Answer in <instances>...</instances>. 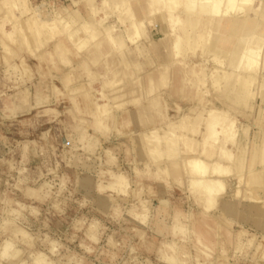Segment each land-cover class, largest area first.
I'll list each match as a JSON object with an SVG mask.
<instances>
[{
    "label": "rangeland",
    "instance_id": "obj_1",
    "mask_svg": "<svg viewBox=\"0 0 264 264\" xmlns=\"http://www.w3.org/2000/svg\"><path fill=\"white\" fill-rule=\"evenodd\" d=\"M153 1L28 0L25 14L0 9V226L24 242L27 264H156L154 252L161 264H264V187L248 188V172L220 159L225 126L213 140L204 124L212 108L226 114L237 134L224 147L235 155L264 105L263 79L256 77L246 105L232 103L225 82L209 78L231 67H218L200 48L181 62L169 56L176 26ZM191 4L200 0H182L179 8ZM59 17L69 24L54 23ZM80 38L88 42L79 46ZM186 112L192 126L175 154L163 158L144 145L142 133ZM96 126L111 130L104 151L69 186L62 161L96 150ZM193 157L222 162L225 188L213 194V184L192 183L186 160Z\"/></svg>",
    "mask_w": 264,
    "mask_h": 264
},
{
    "label": "bare ground",
    "instance_id": "obj_2",
    "mask_svg": "<svg viewBox=\"0 0 264 264\" xmlns=\"http://www.w3.org/2000/svg\"><path fill=\"white\" fill-rule=\"evenodd\" d=\"M27 1L28 0H0V9L5 10L7 13L18 11L21 14H25L29 11V8L27 7ZM171 1L172 2L169 1L167 2L166 0L153 1L155 7L153 8V10H157V12H160L165 10L164 9L165 7L167 10H169L167 12V16L171 17L168 18V20L174 22L176 26L175 31L171 30V32H169V35L172 37L171 44L169 47L170 48L169 56L173 54V56L176 57L179 60V62H181V60H184L185 57L188 56V54L194 53V51H196L199 48L209 52L212 55L213 62L218 67H222L224 66V64H226L227 67H231V72L226 71L227 69L224 70L225 68H223L222 70L219 68H215L213 71L209 73V78L211 82L213 83V85L219 87H222L223 83L225 82L223 90L229 92L230 95L229 100L232 103L238 102L241 105H246L249 102L253 94L252 87L256 82V77L260 76V78L263 79L262 88H261L262 91L261 97L264 101V90H263L264 88V0H200L199 7L191 4L188 6L185 5L184 8H179L180 7L179 5L182 3V0L180 1L171 0ZM249 13L255 15L254 21H252V19L248 17L247 14ZM97 15L98 13L94 14L93 17L97 21V23H100V20H98ZM58 20L59 22L57 21L54 23L60 24L62 28L69 24V20L67 19H66L67 24H65L66 22L62 21L60 17L58 18ZM39 22L41 26L47 25V23L41 18H39ZM24 23L25 21H19L18 24L19 30L20 29L23 30L22 28L25 27ZM131 24L133 30L135 31L136 25L133 22H131ZM85 27L86 30L90 32L91 24L87 22L85 23ZM94 33L95 31L90 34L92 35L93 39L95 37ZM163 33H164L163 40H166V38L168 37L167 32L165 31ZM228 35L235 36L236 39L240 38L241 46H239V48L237 47L238 51L235 52L232 51L233 45L230 46L231 47V49H229L230 51L228 50V46H225V44L227 43L226 38L228 37ZM131 40H134V37H132ZM87 42L88 40H86V38L78 39L79 46H81L80 44L82 43L85 44ZM228 57L230 58L229 66L227 62ZM159 76H160L159 78L160 80L164 79L163 78L164 75H162V73ZM153 81H158V79H154ZM97 97L99 98L100 96ZM101 107H103L102 112H105L106 111L105 105L103 104ZM158 111L159 110H157V114L160 113V111L159 113ZM138 112H143V110L142 111L140 110ZM259 113L260 116H263L264 118V105L261 106V110ZM83 119L85 118L83 117ZM192 121L193 118H191L189 114L186 112L185 116H183L181 120L179 121L169 120L168 122L165 123L164 127H162L161 130H159V128L150 129V131L142 133L141 138L143 140L144 145L146 147H149V149L154 151L156 150L155 152H158V154L164 153L162 156L163 158H166L165 156L170 157L173 154H175L174 153L175 149L177 147V144L181 140L182 136H185L186 131L188 129L190 130L192 126L191 125ZM204 124H205V128L207 129V139L209 138L213 140H217V134L219 133L218 128L225 126V132L222 133L223 145H221V148L219 149L220 150L219 156L221 158L220 157L219 158L228 163L231 162L232 164L234 155L233 153L231 154L229 150L225 149L224 143L230 142L234 144L236 141L235 136L237 133L236 130L233 128L232 124L228 120H226V114L215 108H212L208 111ZM263 141L264 138H262V140L260 141V151L257 154L256 158L253 159L252 157L245 156V159L241 160L242 163L240 165V169L245 170L249 174L248 177L249 179L247 178L248 188H251L253 186L254 188H258V187L260 188L262 186L264 187V183H263L264 176L260 175L261 172H263L264 175V142ZM162 148L164 149L162 150ZM206 152L212 155L211 152L210 153L208 151ZM208 160L209 159L206 158L204 159L201 157H193L186 160V165L189 168L188 173L195 175V178H192L194 179L192 183L194 184L201 183V185H205L206 187H209L210 184H213L214 188L213 189L209 188L210 190L209 192L216 194L220 190L225 188L224 181L220 179V176H224V174H229V171L222 165V162L219 163L218 161L214 162L211 160L210 162H208ZM233 163L235 164V159ZM211 175H213L214 177H212ZM257 184L258 185L262 184V186H258ZM238 191L239 190H237V193ZM263 217H264V210L263 208H261V211L258 213V218L260 221H262Z\"/></svg>",
    "mask_w": 264,
    "mask_h": 264
},
{
    "label": "clouds",
    "instance_id": "obj_3",
    "mask_svg": "<svg viewBox=\"0 0 264 264\" xmlns=\"http://www.w3.org/2000/svg\"><path fill=\"white\" fill-rule=\"evenodd\" d=\"M96 132L99 133L100 139L96 141V150L89 153L87 148L84 151L76 153V156L70 161H62L64 163V175L66 182L70 186H77L78 178L83 172L89 171L93 168L96 162L100 158V154L104 151L103 142L107 138L111 131L107 126L99 127L96 126ZM69 144L72 143L70 138ZM74 177L76 181H74ZM97 192V189H96ZM12 232L11 227L6 223L0 226V239L4 240V244L0 246V264H27V261L21 255L19 249L23 247L24 242L19 239L13 238L10 233ZM29 249H24V255H27ZM153 255L156 258V264H161V261L156 257L155 252ZM52 264H60L59 261H54Z\"/></svg>",
    "mask_w": 264,
    "mask_h": 264
},
{
    "label": "crops",
    "instance_id": "obj_4",
    "mask_svg": "<svg viewBox=\"0 0 264 264\" xmlns=\"http://www.w3.org/2000/svg\"><path fill=\"white\" fill-rule=\"evenodd\" d=\"M138 10H139V7H137L135 10L136 14L138 13ZM140 19H145V18H140ZM226 39H227V43L225 44V46H228V50H229L231 49L230 46L234 44L236 37L228 35ZM260 86L262 88V81H261ZM260 110H261V106H258V108H256V112L254 116L252 117L248 130L243 135L244 139L242 140L240 138L237 141V144H236L237 148H236V154L234 155V159H235V166L239 170H241L240 169V165L242 163L241 160L245 159V156H249L254 159L257 157V154L260 151V141L262 140V138H264V118L263 116H260V113H259ZM234 159H233V162H234ZM237 220L239 224L243 222L241 217H238Z\"/></svg>",
    "mask_w": 264,
    "mask_h": 264
}]
</instances>
